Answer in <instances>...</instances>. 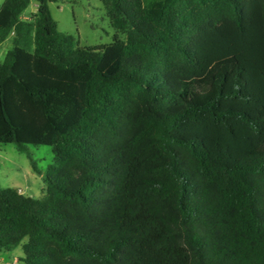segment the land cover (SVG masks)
Listing matches in <instances>:
<instances>
[{"label": "trees", "instance_id": "16d2710c", "mask_svg": "<svg viewBox=\"0 0 264 264\" xmlns=\"http://www.w3.org/2000/svg\"><path fill=\"white\" fill-rule=\"evenodd\" d=\"M100 1L124 37L82 49L49 0L0 6V144L54 155L42 198L0 187V253L264 264V0ZM19 50L64 87L23 83Z\"/></svg>", "mask_w": 264, "mask_h": 264}, {"label": "rangeland", "instance_id": "374dc122", "mask_svg": "<svg viewBox=\"0 0 264 264\" xmlns=\"http://www.w3.org/2000/svg\"><path fill=\"white\" fill-rule=\"evenodd\" d=\"M3 2L4 0H0V6ZM36 5L35 0H29V5L23 12L24 19L30 17L36 10ZM48 8L57 30L70 36L74 45L81 49L110 44L115 34L120 38L124 37L111 27L100 0H49ZM10 47L11 36L0 44V64ZM31 57V52L18 51L16 72L23 83L36 87H64L58 82L33 75L30 68ZM31 160L38 172L32 169ZM53 162L54 155L49 146L28 145L26 152L20 153L12 144H0V187L12 188L24 196L40 199L45 195V176ZM21 257V246L0 253V259H11L10 261Z\"/></svg>", "mask_w": 264, "mask_h": 264}, {"label": "built area", "instance_id": "2783aa9c", "mask_svg": "<svg viewBox=\"0 0 264 264\" xmlns=\"http://www.w3.org/2000/svg\"><path fill=\"white\" fill-rule=\"evenodd\" d=\"M17 263H18V260H14L12 262H7V263L0 262V264H17Z\"/></svg>", "mask_w": 264, "mask_h": 264}, {"label": "crops", "instance_id": "0c3cea01", "mask_svg": "<svg viewBox=\"0 0 264 264\" xmlns=\"http://www.w3.org/2000/svg\"><path fill=\"white\" fill-rule=\"evenodd\" d=\"M36 9H37V5H36ZM35 11H36V10H35ZM35 11H34V12H35ZM34 12H33V13H34ZM23 19H24V18H23ZM18 259H19V258H18ZM18 259H12V261H14V260H18ZM1 260L8 261V262H12V261H10L11 259H9V260L0 259V261H1Z\"/></svg>", "mask_w": 264, "mask_h": 264}]
</instances>
